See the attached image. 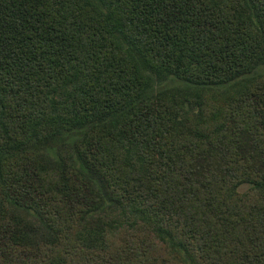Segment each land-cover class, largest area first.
<instances>
[{
    "label": "trees",
    "instance_id": "16d2710c",
    "mask_svg": "<svg viewBox=\"0 0 264 264\" xmlns=\"http://www.w3.org/2000/svg\"><path fill=\"white\" fill-rule=\"evenodd\" d=\"M263 69L264 0H0V264H264Z\"/></svg>",
    "mask_w": 264,
    "mask_h": 264
},
{
    "label": "rangeland",
    "instance_id": "374dc122",
    "mask_svg": "<svg viewBox=\"0 0 264 264\" xmlns=\"http://www.w3.org/2000/svg\"><path fill=\"white\" fill-rule=\"evenodd\" d=\"M263 71H264V69H263ZM170 83V82H169ZM179 84L177 83V82H173V83H170V84H168V86L167 87H174V86H178Z\"/></svg>",
    "mask_w": 264,
    "mask_h": 264
}]
</instances>
